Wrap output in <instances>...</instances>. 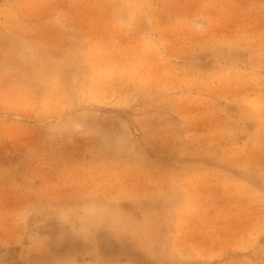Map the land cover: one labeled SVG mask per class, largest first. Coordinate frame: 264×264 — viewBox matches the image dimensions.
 Returning <instances> with one entry per match:
<instances>
[{"label": "rangeland", "instance_id": "rangeland-1", "mask_svg": "<svg viewBox=\"0 0 264 264\" xmlns=\"http://www.w3.org/2000/svg\"><path fill=\"white\" fill-rule=\"evenodd\" d=\"M0 264H264V0H0Z\"/></svg>", "mask_w": 264, "mask_h": 264}]
</instances>
